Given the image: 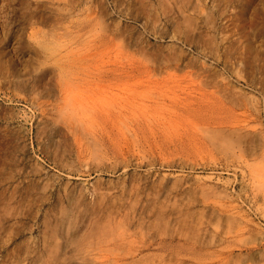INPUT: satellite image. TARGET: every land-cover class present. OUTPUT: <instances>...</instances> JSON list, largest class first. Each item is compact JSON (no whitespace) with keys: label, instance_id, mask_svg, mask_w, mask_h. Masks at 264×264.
Segmentation results:
<instances>
[{"label":"rangeland","instance_id":"rangeland-1","mask_svg":"<svg viewBox=\"0 0 264 264\" xmlns=\"http://www.w3.org/2000/svg\"><path fill=\"white\" fill-rule=\"evenodd\" d=\"M55 39L84 65L58 68ZM96 110L119 144H77L67 119ZM262 173L264 0H0V264H264Z\"/></svg>","mask_w":264,"mask_h":264},{"label":"bare ground","instance_id":"bare-ground-1","mask_svg":"<svg viewBox=\"0 0 264 264\" xmlns=\"http://www.w3.org/2000/svg\"><path fill=\"white\" fill-rule=\"evenodd\" d=\"M183 10V9H182ZM93 13V12H92ZM104 18V17H103ZM104 21V20H103ZM59 22V21H58ZM105 23V22H104ZM103 23V24H104ZM113 25V24H112ZM116 25V24H115ZM101 26V25H100ZM103 27H104V25H103ZM102 27V28H103ZM108 27V26H107ZM113 27V26H112ZM106 28V27H105ZM98 32V31H97ZM121 33V32H120ZM57 34H59V33H57ZM111 35H112V31H111ZM117 35V34H116ZM110 36V35H109ZM56 37H57V35H56ZM58 38V37H57ZM120 38H122V40L124 39L123 37H120ZM59 39V38H58ZM139 39V38H138ZM145 39V38H144ZM161 39V38H160ZM110 40H111V38H110ZM134 40V39H133ZM136 40V39H135ZM147 40V39H146ZM106 41V40H105ZM117 41H118V39H117ZM147 43H149V42H147ZM126 44V43H125ZM120 45V44H119ZM80 46V45H79ZM90 46V45H89ZM73 47V46H72ZM91 47V46H90ZM87 48V47H86ZM123 48V47H122ZM78 49H80L79 47H78ZM93 49V48H92ZM117 50H119V49H117ZM128 50V49H127ZM131 50V49H130ZM72 51H74V49H72L71 47H70V45H68V46H66L65 45V43L64 44H62V42L60 41V42H57L56 41V39H55V46H54V49H53V53H54V55H55V57L56 58H54L53 60H56V62H57V64L60 66V67H58V68H60V69H65V67L66 68H68V67H72V66H78V67H81L80 65H82L83 63H85V62H79V60H77V61H75V62H72L71 61V59H68V58H70V53L72 52ZM80 52H81V50H79ZM105 51H106V49H105ZM120 51V50H119ZM122 51H124V50H122ZM126 51V50H125ZM84 52V51H83ZM121 52V51H120ZM129 52V51H128ZM75 53H76V51H75ZM74 53V54H75ZM116 53H117V51H116ZM78 54V53H77ZM133 54V53H132ZM79 55V54H78ZM78 55H76V56H78ZM92 55V54H91ZM161 55V54H160ZM72 56V55H71ZM86 56V55H85ZM89 57H90V55H88ZM73 57V56H72ZM119 57V56H118ZM175 57V56H174ZM79 58H80V56H79ZM121 58V57H120ZM163 58V57H162ZM74 59V58H73ZM139 59H141V57L139 58ZM149 59V58H148ZM170 59H172V58H170ZM175 59V58H174ZM119 60V59H118ZM91 61V60H90ZM142 61H143V58H142ZM149 61V60H148ZM171 61H173V59L171 60ZM150 62V61H149ZM142 63H144V62H142ZM56 64V65H57ZM91 64V63H90ZM117 64V63H116ZM119 64V63H118ZM121 64V63H120ZM84 65V64H83ZM87 65V64H86ZM92 65V64H91ZM122 65V64H121ZM143 65V64H142ZM156 65V64H155ZM88 66V65H87ZM184 66V65H183ZM83 67V66H82ZM180 67V66H179ZM120 70V73L123 75V77H125V80L126 79H136L137 78V80H139V82L140 81H144V80H150V78H144V75H140L139 76V70L137 69V66L135 65V64H133V62L132 63H129V64H127V65H123V66H121V68H119ZM174 69V68H173ZM104 72H105V74H104V76H103V79L105 80V81H110V76H109V74H110V69H108V68H106L105 70H104ZM118 72V71H117ZM148 72V71H147ZM76 74V73H75ZM78 74V73H77ZM146 74V73H145ZM158 74V73H157ZM73 75V74H72ZM60 76H61V74H60ZM147 76V75H146ZM159 76V75H158ZM63 77V76H62ZM66 77V76H65ZM69 77V76H68ZM67 77V78H68ZM93 78H94V76H93ZM101 78V77H100ZM121 78V77H120ZM66 79V78H65ZM180 79V78H179ZM56 81V80H55ZM59 81H60V79H59ZM62 81V80H61ZM70 81V80H69ZM129 81V80H128ZM71 82V81H70ZM153 82V81H152ZM68 83V82H67ZM154 83H158V81H155ZM62 84H63V82H62ZM69 85V84H68ZM67 85V86H68ZM78 85V84H77ZM168 85V84H167ZM89 86H91V85H89ZM161 86V85H160ZM76 87V86H75ZM81 88V87H80ZM79 88V89H80ZM132 88V87H131ZM152 88V87H151ZM164 88V87H163ZM82 89V88H81ZM89 89V88H88ZM90 89H92V88H90ZM155 89H157V88H155ZM181 89V88H180ZM94 90V89H93ZM133 90V89H132ZM137 90V89H136ZM136 90L135 91H133V92H130V93H132V95H133V93L134 92H136ZM150 90V89H149ZM164 90H166V89H161V90H159V92L157 93V94H155V92H154V97H153V95L149 92V94L150 95H152V100H154V101H156V102H158V103H161V99H163L164 98V96L165 95H167L168 94V92L167 91H164ZM188 90V89H187ZM186 90V91H187ZM59 91L61 92V94L64 96V99H63V96H62V100H65L66 101V105H68V102L70 101V98L71 97H69L73 92L70 90V89H68V88H65L64 86L63 87H60L59 86ZM70 91L72 92V93H70ZM89 91H91V90H89ZM88 91V92H89ZM96 91V90H95ZM98 91H99V89H98ZM164 91V92H163ZM59 92V93H60ZM79 92V91H78ZM77 92V93H78ZM81 92V91H80ZM97 92V91H96ZM105 92V91H104ZM129 92V91H128ZM142 92L144 93V91H141V94H142ZM146 92H148V91H146ZM145 92V93H146ZM153 92V91H152ZM178 92V91H177ZM70 93V94H69ZM84 93V92H83ZM91 93V92H90ZM90 93H88L89 95H88V97H90L91 96V94ZM93 93V92H92ZM140 93V92H139ZM173 93V96H172V99H173V101H175L176 102V104H178V106H181L182 107V109H186V110H188V111H190V110H195L196 108L195 107H192V105H191V103H188V100L191 98V97H195L193 94H192V92H185V96H183V97H181L182 95H179V93H176L175 91H173L172 92ZM80 94H82V93H80ZM86 94V93H85ZM140 94V95H141ZM196 94V93H195ZM202 94V93H201ZM69 95V96H68ZM72 95H74V93L72 94ZM71 95V96H72ZM93 95V94H92ZM147 95V94H146ZM171 95V94H170ZM74 96H76V94L74 95ZM74 96H73V98H74ZM124 96V95H123ZM139 96V95H138ZM142 96V95H141ZM140 96V97H141ZM168 96V95H167ZM82 97V96H81ZM84 97V96H83ZM105 97V96H104ZM103 97V98H104ZM127 97V96H126ZM132 97V96H131ZM136 97V96H135ZM144 97H146V96H144ZM171 97V96H170ZM68 98L69 99V101L67 102V100L66 99ZM76 98V97H75ZM85 98H87V96L85 97ZM93 97H91L90 99H92ZM117 98V97H116ZM124 98V97H123ZM134 98V97H133ZM149 98V97H148ZM88 99V98H87ZM111 99V98H110ZM122 99V98H121ZM128 99H130V98H128ZM76 100V99H75ZM77 100H79L78 99V96H77ZM81 100V99H80ZM93 100V99H92ZM108 100V99H107ZM115 100V99H114ZM125 100V99H124ZM137 100V99H136ZM74 101V100H73ZM90 101V100H89ZM108 101H110V100H108ZM116 101V100H115ZM117 101H118V99H117ZM130 101V100H129ZM132 101V100H131ZM130 101V102H131ZM139 101H141V100H139ZM160 101V102H159ZM52 102V101H51ZM107 101H105V102H103V103H106ZM135 102V101H134ZM65 103V102H64ZM70 103H71V101H70ZM69 103V104H70ZM73 103H75V102H73ZM87 103V102H86ZM90 103V102H89ZM89 103H87V104H89ZM110 103H111V101H110ZM124 103V102H123ZM127 103H129V102H127ZM157 103V104H158ZM83 104V103H82ZM86 104V105H87ZM58 105V104H57ZM66 105H64V107L66 106ZM71 105V104H70ZM75 105V104H74ZM93 105V104H92ZM109 105V104H108ZM126 105V104H125ZM137 105V104H136ZM69 106V105H68ZM72 106V105H71ZM83 106V105H82ZM84 106H85V104H84ZM88 106V105H87ZM89 106H91V103H90V105ZM115 106V105H114ZM114 106H113V108H114ZM120 106V105H119ZM139 106V105H138ZM141 106V105H140ZM143 106V105H142ZM177 106V107H178ZM92 108H93V106H91ZM103 107H104V105H103ZM121 107V106H120ZM126 107V106H125ZM134 107V106H133ZM157 107V106H156ZM68 110H69V108L68 107H66ZM72 108H73V106H72ZM72 108L70 109L71 111H72ZM78 108V107H77ZM85 108V107H84ZM88 109H89V107H87ZM116 108V107H115ZM139 108V107H138ZM155 108V107H154ZM60 109V108H59ZM91 109V108H90ZM97 109V108H96ZM100 109V108H99ZM101 109H103V108H101ZM105 109V108H104ZM122 109H124L123 107H122ZM127 109V108H126ZM141 109V108H140ZM180 109V108H179ZM49 110V109H48ZM58 110V109H57ZM74 110V109H73ZM77 110V109H76ZM87 110V109H86ZM93 110V109H92ZM115 110H117V109H115ZM118 110H119V108H118ZM128 110V109H127ZM132 110H133V108H132ZM131 110V111H132ZM147 110V109H146ZM175 110H177V108L176 109H173V111L175 112ZM70 111V112H71ZM90 111V110H89ZM105 111H107L106 109H105ZM129 111V110H128ZM170 111H171V109H170ZM172 111V112H173ZM55 112V111H54ZM63 112V111H62ZM78 112V111H77ZM103 112V111H102ZM108 112V111H107ZM109 112H111V111H109ZM119 112V111H118ZM118 112L115 114V115H113V114H111V113H101V112H97V110H96V112L94 113V111H93V114L94 115H92V111H91V115H89V113L87 114V118H86V114H85V119H87V120H85V119H83L81 116L80 117H78V116H75L74 115V113L75 112H73V118L71 117V118H65V119H67L68 120V123H67V126L69 127V129H70V131H71V133H73V135L72 136H74V138H75V141H77V144H79L80 146H82V145H84L85 144V142H87L88 141V143H86L87 145L89 144V142L92 144H95V147H97V145L98 146H103V145H106V144H109V143H116V144H119L118 143V136L119 135H121L120 134V131H119V129L117 128V122H118V118L116 117L117 115H118ZM123 112V111H122ZM144 112H146V111H144ZM57 113V112H56ZM142 113V112H141ZM176 113V112H175ZM83 114V113H82ZM137 114V113H136ZM145 114V113H144ZM149 114H151V113H149ZM158 114V113H157ZM52 115V114H51ZM58 115V114H57ZM65 116H66V114H64ZM121 115V108H120V113H119V116ZM159 115V114H158ZM162 114H160V116H161ZM170 115V114H169ZM183 115V114H182ZM61 116H63V115H61ZM64 116V117H65ZM75 116V117H74ZM140 116V115H139ZM152 116V115H151ZM154 116V115H153ZM157 116V115H156ZM155 116V117H156ZM172 116V115H171ZM178 116V115H177ZM63 117V118H64ZM125 117V116H124ZM133 117H137V116H133ZM149 117V116H148ZM158 117V116H157ZM121 118V117H120ZM120 118H119V120H120ZM127 118V117H126ZM141 118V117H140ZM147 118V117H146ZM161 118V117H160ZM138 119V118H137ZM151 118H148V120H149V122H151L152 120H150ZM162 119V118H161ZM160 119V120H161ZM126 120H128V119H126ZM87 121V122H86ZM121 121V120H120ZM131 121V120H130ZM156 121V120H155ZM162 122H163V120H161ZM160 121V122H161ZM172 121H173V119H172ZM176 120H174V122H175ZM67 122V121H66ZM148 122V121H147ZM146 123V122H143V121H138V128L139 129H141L142 131H144L145 130V128H146V124H150V123ZM158 122V121H157ZM171 122V121H170ZM64 123V122H63ZM134 123V122H133ZM146 123V124H145ZM152 123H153V121H152ZM172 123V122H171ZM243 123V122H242ZM123 124H125V123H123ZM159 124V123H158ZM135 125V124H134ZM151 125V124H150ZM149 125V126H150ZM169 125H170V123H169ZM173 125V124H172ZM66 126V125H65ZM125 126V125H124ZM130 126V125H129ZM161 126V125H160ZM168 126V125H167ZM135 127V126H134ZM134 127H132V129H134ZM156 127V126H155ZM198 127V126H197ZM126 128H127V126H126ZM168 128V127H167ZM68 129V130H69ZM149 129V128H148ZM156 129V128H155ZM214 129V128H213ZM218 129V128H217ZM239 129V128H238ZM125 130V129H124ZM127 130V129H126ZM175 130H176V128H175ZM174 130V131H175ZM206 130H208V129H206ZM224 130V129H223ZM223 130H220V132L221 131H223ZM233 130V129H232ZM138 131V130H137ZM137 131H135V132H137ZM140 131V130H139ZM141 131V132H142ZM153 131V130H152ZM170 131V130H169ZM214 131H218V130H214ZM239 131V130H238ZM126 132V131H125ZM127 132H128V130H127ZM132 131L130 130V133H131ZM147 132V131H146ZM145 132V133H146ZM204 132H205V130H204ZM219 132V133H220ZM133 133V132H132ZM140 133V132H139ZM152 133H154V132H152ZM178 133V132H177ZM217 133V132H216ZM230 133V132H229ZM235 133H237V132H235ZM137 134V133H136ZM209 134V133H208ZM221 134V133H220ZM223 134V133H222ZM245 134V133H244ZM131 135V134H130ZM134 135V134H133ZM133 135H131V139H132V136ZM204 135V134H203ZM212 135H213V133H212ZM224 135H225V133H224ZM223 135V136H224ZM125 136H126V134H125ZM138 136V135H137ZM146 136V135H145ZM219 136H221L222 137V135H219ZM260 136V135H259ZM130 137V136H129ZM140 137H142L141 135H140ZM147 137V136H146ZM206 137V136H205ZM208 137V136H207ZM234 137V136H233ZM236 137V136H235ZM234 137V138H235ZM238 137H239V135H238ZM124 138V137H123ZM136 138V137H135ZM138 138V137H137ZM144 138V137H143ZM214 138V137H213ZM220 138V137H219ZM244 138V137H243ZM121 139H122V135H121ZM142 139V138H141ZM140 139V140H141ZM221 139V138H220ZM220 139H218V140H220ZM231 139V138H230ZM242 139V138H241ZM126 140H127V138H126ZM126 140H124L125 141V143H124V141H123V144H127V143H129V140H128V142H126ZM133 140V139H132ZM143 140V139H142ZM244 140H245V138H244ZM243 140V141H244ZM131 141V140H130ZM213 141H216V139L215 140H213ZM222 141V140H221ZM220 141V142H221ZM219 142V143H220ZM224 142V141H223ZM259 142V141H258ZM135 143H136V141H135ZM140 143H141V141H140ZM230 143H231V141H230ZM76 144V146H78ZM121 145V144H120ZM129 145H130V143H129ZM230 145H232V143L230 144ZM92 146V145H91ZM226 147V146H225ZM232 147V146H231ZM98 148H100V147H98ZM128 149V148H127ZM93 150H94V148H93ZM98 150V149H97ZM101 150V149H100ZM95 152H96V150H95ZM99 152H101V151H99ZM98 151H97V153H99ZM93 154V153H92ZM95 154V153H94ZM102 154H104V153H102ZM241 156V155H240ZM257 164H259V163H257ZM128 167V166H127ZM257 171V170H256ZM258 174H259V171H258ZM263 174V173H262ZM261 174V175H262ZM260 175V176H261ZM264 175V174H263ZM258 176V175H257ZM66 177V176H65ZM261 178V177H260ZM264 178V177H263ZM244 179V178H243ZM256 179H257V177H256ZM261 180V179H260ZM264 180V179H263ZM262 182V181H261ZM258 183V182H257ZM260 183V182H259ZM210 193V192H209ZM205 194V193H204ZM130 207H132V205L130 206ZM133 208V207H132ZM153 213V212H152ZM140 214V213H139ZM157 214V213H156ZM199 215V214H198ZM126 216V215H125ZM127 217V216H126ZM137 217H138V215H137ZM160 217V216H159ZM68 218H69V216H68ZM140 218V217H139ZM138 218V219H139ZM147 218V217H146ZM145 218V219H146ZM163 218V219H162ZM175 218V217H174ZM173 218V219H174ZM192 218V217H191ZM141 219V218H140ZM158 220H153V221H148V222H143V223H140L139 222V225L138 226H140V227H153V228H155V227H162V225L164 226L163 227V229L165 228V227H170L169 228V230H171V228H172V225H173V223H175V221L173 222V220L171 219V218H167V219H165L164 217H163V215H161V218H157ZM72 220V219H71ZM144 220V219H143ZM187 220V219H186ZM110 221V220H109ZM113 221V220H112ZM119 221V220H118ZM123 221H125V220H123ZM141 221V220H140ZM197 221V220H196ZM201 221V220H200ZM107 222V221H106ZM111 222V221H110ZM94 223V222H93ZM122 223V222H121ZM120 223V224H121ZM128 223H130V222H128ZM185 223H186V221H185ZM199 223V222H198ZM201 223V222H200ZM104 224H106V223H104ZM119 224V225H120ZM91 225H93V224H91ZM103 225V224H102ZM109 225V224H108ZM122 225H124L123 223L120 225V226H122ZM129 225V224H128ZM65 226V225H64ZM105 226V225H104ZM114 226H116L117 227V225L115 224ZM101 227V226H100ZM103 227V226H102ZM107 227V226H106ZM105 227V228H106ZM93 228V227H92ZM104 228V227H103ZM105 228H104V230H105ZM113 228V227H112ZM127 228V227H126ZM132 228V227H131ZM110 230H111V228H109ZM129 229V228H128ZM162 229V230H163ZM166 229V228H165ZM232 229V228H231ZM107 230V229H106ZM105 230V231H106ZM102 232H103V230H101ZM124 231V230H123ZM166 231H167V229H166ZM226 233V232H225ZM98 234V233H97ZM107 234V233H106ZM109 234H111V233H109ZM129 234V233H128ZM194 234V233H193ZM199 234V233H198ZM102 235V234H101ZM100 236V235H99ZM98 236V237H99ZM124 236V235H123ZM123 236H122V238H123ZM185 236H186V234H185ZM192 236H194V235H191L190 237H192ZM184 237V236H183ZM188 237H189V235H188ZM224 237V236H223ZM111 238V237H110ZM115 238V237H114ZM87 239V238H86ZM85 239V240H86ZM119 239V238H118ZM197 239V238H196ZM212 239V238H211ZM227 239V238H226ZM104 240V239H103ZM111 240V239H110ZM126 240V239H125ZM189 240V239H188ZM192 240H194L193 239V237H192ZM96 241V240H95ZM97 241H98V239H97ZM100 241V240H99ZM98 241V242H99ZM102 241V240H101ZM108 241V240H107ZM114 241V240H113ZM212 241V240H211ZM67 242V241H66ZM72 242V241H71ZM124 242V241H123ZM130 242V241H129ZM128 242V243H129ZM165 241H163V243H164ZM171 242V241H170ZM193 242V241H192ZM202 242V241H201ZM200 242V243H201ZM222 242V241H221ZM77 243V242H76ZM117 243H119V242H117ZM148 243V242H147ZM167 244H168V242H166ZM172 243V242H171ZM204 243H205V241H204ZM95 244V243H94ZM149 244H151V243H149ZM148 244V245H149ZM167 244H166V246H167ZM185 244V243H184ZM187 244V243H186ZM190 244V243H189ZM192 244V243H191ZM74 245V244H73ZM79 245V244H78ZM90 245V244H89ZM120 245V244H119ZM125 245V244H124ZM133 245V244H132ZM141 245V244H140ZM193 245V244H192ZM204 245V244H203ZM217 245V244H216ZM68 246V245H67ZM75 246H77V245H75ZM82 246V245H81ZM97 246V245H96ZM100 246H101V244H100ZM115 246V245H114ZM151 246V245H150ZM157 246V245H156ZM99 247V246H98ZM160 247L161 248H165V246L163 245L162 246V243H161V241H160ZM173 247V246H172ZM179 247V246H178ZM97 248V247H96ZM101 248V247H100ZM104 250H106L105 248H106V246H105V248L104 247H102ZM101 248V249H102ZM113 248V247H112ZM163 248V249H164ZM84 249H86V248H84ZM100 249V250H101ZM111 249V248H110ZM114 249V248H113ZM117 249V248H116ZM132 249H133V247H132ZM141 249V248H140ZM149 249V248H148ZM166 249V248H165ZM121 250V249H120ZM120 250H118V251H120ZM137 250V249H136ZM175 250V249H174ZM84 251V250H83ZM91 251V250H90ZM89 251V252H90ZM98 251V250H97ZM113 251V250H112ZM116 251V250H115ZM115 252V254H119V252ZM87 252V251H86ZM86 252H84V254L86 253ZM101 252H102V250H101ZM104 252V251H103ZM107 252H109L108 250H107ZM140 252V251H139ZM182 252V251H181ZM214 252V251H213ZM114 253V252H113ZM220 253V252H219ZM106 254V253H105ZM104 254V255H105ZM88 255H91L90 253L88 254ZM95 255V254H94ZM93 255V256H94ZM102 255V254H101ZM103 255V256H104ZM108 255V254H107ZM141 255H142V253H141ZM92 256V255H91ZM100 256V255H99ZM110 256V255H109ZM108 256V257H109ZM119 256H121V255H119ZM127 256V255H126ZM107 256H106V258H108ZM115 257H117V258H119L118 256H115ZM132 257V256H131ZM135 257V255H133V258ZM142 257V256H141ZM208 257V256H207ZM92 258V257H91ZM94 258H95V256H94ZM98 258V257H97ZM104 258H105V256L103 257V262L101 261V263L102 264H107V261H105L104 260ZM121 258V257H120ZM127 258V257H126ZM143 258V257H142ZM224 258V257H223ZM100 259V258H99ZM108 259H110V258H108ZM122 259H123V257H122ZM122 259L120 260V262L122 261ZM181 259V258H180ZM88 260V259H87ZM93 259H91V261H92ZM111 261V260H110ZM114 261V260H113ZM113 261H111V262H113ZM118 261V260H117ZM117 261L115 262L116 264H118L117 263ZM189 261H190V259H189ZM192 261V260H191ZM87 262V261H86ZM89 262V261H88ZM94 262H95V259H94ZM105 262V263H104ZM124 262H126V260L124 261ZM114 263V264H115ZM122 263H123V261H122ZM127 264H128V261L126 262ZM182 263H183V261H182ZM100 264V263H99ZM110 264V263H109Z\"/></svg>","mask_w":264,"mask_h":264}]
</instances>
